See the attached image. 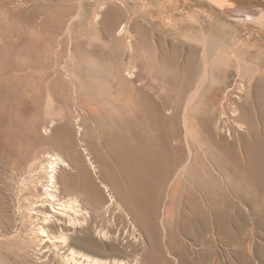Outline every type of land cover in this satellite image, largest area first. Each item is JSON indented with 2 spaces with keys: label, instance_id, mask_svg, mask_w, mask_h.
Wrapping results in <instances>:
<instances>
[{
  "label": "rangeland",
  "instance_id": "374dc122",
  "mask_svg": "<svg viewBox=\"0 0 264 264\" xmlns=\"http://www.w3.org/2000/svg\"><path fill=\"white\" fill-rule=\"evenodd\" d=\"M95 1L97 0L69 1L74 8L72 26L68 24L58 29L55 27L56 23L52 22L47 32L50 54L46 62H32L31 59L28 62L25 59L18 62L19 65L27 63L30 69L32 67L33 71L36 70V75L34 73L28 76L26 81L29 84L18 82L14 93L13 124L8 130L4 128L5 131L0 128V264H74L70 258L71 249L79 254L98 258L111 252L109 247L101 252L88 249L87 244L81 240L87 231L80 223L76 230L58 229L57 235L65 233L66 237H70V242L50 236H46V240L42 242L33 234L32 226L35 223L29 211L33 202L38 201L46 191L49 178L44 169H39L36 174L29 172L28 165L33 156L37 157L42 166L49 165L53 155L62 159L56 179L64 194L77 195L81 208L90 215H96L94 210L100 200L102 206L108 207L110 204L112 210L116 209L114 214H107V221L103 223L104 227L112 231L108 237H101L94 229L101 218L92 222L91 233L104 243L114 242L117 239L115 234L119 235L121 246L128 244V250L125 249L127 254L124 256L126 260L133 261L140 256V264H203L205 261L209 263L204 256L205 251L213 249L215 255L211 261L215 260L214 264H243V259L251 261L249 264H264V250L260 252L258 247L262 245L261 248H264V189L244 166H237V172L225 171L220 166L221 160L231 161V157L221 154L222 151L216 148L206 127L213 110L217 109L218 118L221 116L223 104L228 111L224 116L225 122L233 120L232 113L236 104L239 117L249 122L250 127L263 126L259 115L253 114L249 107L252 103L259 104L255 85L262 75L261 71H264V0H237V19L221 15L222 9L212 0H180L179 7L175 6L173 10L164 13L169 32L157 30L155 33L158 54L155 57L147 54L148 60L138 61V72L141 70L147 81L148 76L155 80L161 102L166 101L171 108L177 104L180 93L173 69L169 66L162 68L161 48L165 47L170 53L171 45L175 43L183 48L186 56L190 47L197 46L193 40L196 32L178 28L179 18L188 22L191 19L197 22L199 18L211 22L215 29L213 33L227 46L226 56L233 59V62L237 61V67L234 68L226 65V61L219 67H213L216 71L210 68L206 88L194 102L188 123L191 146L197 154L198 164H201L195 165L192 162V168L175 172L172 177H179L167 187L163 203L158 206L154 201L157 185L150 186L145 204L141 202V189L150 184L146 175L147 167L156 156H124L123 145L131 143L133 146L126 125L125 115L129 111L114 103L118 90L123 92L122 86L118 88L117 85H122L120 77L122 74L125 76V67L128 66L132 53L126 38L117 36V39H110L106 36L103 10H100V18L94 20L95 26L91 28L88 25L82 6ZM119 1L123 4L119 5L127 9L126 18L130 19L132 25L133 21L140 19L144 26H151L148 13L155 10L156 0ZM177 1L179 2L160 0L159 3L168 6ZM34 3L51 4L52 12L56 15L65 9L56 0H37ZM22 7L32 9V6ZM0 11L4 16L5 12ZM132 33L134 37L137 35L135 29ZM161 36L166 40L162 47L158 43ZM76 51L89 62H82L79 57L72 59L71 53ZM56 63L59 74H55L58 73L55 72L56 69L50 73ZM227 68L231 72L228 77L229 92L219 90L220 84L227 79L224 78ZM80 69L85 73H81ZM220 69H223V73H220ZM252 70L257 72L254 73L257 75L255 79L249 75L254 72ZM27 95H33V99L40 103L35 106L27 104ZM261 95L260 101L264 105V90ZM237 131L241 138L238 140L237 136V143H241L244 136L249 135L248 125L245 129L237 127ZM120 133L124 137L120 138ZM248 157L237 156V159L245 163ZM171 158L172 156H161L159 162H153L157 178L169 174L168 163ZM213 169L219 175L210 173ZM214 174L224 179L222 187L219 188L212 179ZM33 179L37 183H34L35 186ZM190 192L200 195L205 202L204 224L199 221L193 202H187L189 199L186 196ZM138 206H142L146 212V222L138 218ZM187 216L189 222L185 219ZM82 217L78 218L82 221ZM154 218H157L156 222ZM106 223H109V227ZM58 225L60 224H57V228ZM133 230L140 237L143 248L140 244L135 248L137 242L131 234Z\"/></svg>",
  "mask_w": 264,
  "mask_h": 264
},
{
  "label": "bare ground",
  "instance_id": "6f19581e",
  "mask_svg": "<svg viewBox=\"0 0 264 264\" xmlns=\"http://www.w3.org/2000/svg\"><path fill=\"white\" fill-rule=\"evenodd\" d=\"M36 1L37 0H0V10L5 12L3 16L0 11V128L2 127L3 130L4 128L8 130V128L11 126V124H13L14 121L13 104L14 93L16 92L18 87L17 85L19 83H28V81H26L28 79V76L34 73L36 75V70L33 71L34 69L32 67L30 69L29 65L27 63L25 65L24 61H29V59H31L32 62H36L37 60L46 62L50 54L47 32L48 28L52 26V22L56 23L55 27H57L58 29H61L68 24L71 25L74 22V8L70 4V0H56L59 1V4L61 3L65 7L63 12L58 15L52 12L51 4L42 3L37 5L38 3H34ZM156 1L157 3L155 10H151L148 13L151 22V26L148 27L144 26L142 23L143 21L141 22L140 19H136V21H133L134 23L132 25L130 19L126 18L127 9L123 8L125 6L122 7L121 5H119L122 4L119 0H97L94 3H84L82 8L85 10L84 17L86 18V21L91 28H93L96 24L94 23V20L100 18V10H103V25L105 27L104 32L106 36H108V38L110 39H117V36H122L123 38L127 39L128 48L132 53L131 59L127 67L123 66V68L125 67V76L127 75V77H125L123 74L121 75L120 78L123 80V82L121 83L122 85L119 84L117 86L118 88L122 86L121 88H123V92L118 90L119 94L114 103L116 105H121L129 111L125 115L127 118L126 125L129 130V137L133 141V146H131V143H125L123 145L125 150L124 156H156L153 161L151 160L149 164L147 163L148 170L146 175H148V181L150 180V184L145 185L144 188L142 187L141 192H143V196L141 197V202L142 204H145L147 198L146 194L148 193L150 186L154 187V185H157L155 199H153L158 206L163 203L165 191L166 189H168L167 187L176 180V177H179L178 175L174 178L172 177L175 172L192 168V162H194L195 165L198 164V158L196 157L197 154L193 151L190 142L191 139L188 123H190L189 120L191 116L189 118V114L190 110H192L194 107V102L199 99L200 95L206 88L205 83L208 75H210V68L211 70H215L213 67H219L220 65H223L225 61L228 63L226 65H228L230 68H234L237 67V61L233 62V59H230L226 56L227 46H224V43L218 40L216 36L217 34H215V32L213 33V30L215 29L214 26L211 25V22L208 23V20H200V18L197 22L193 21L192 19L188 22L184 18H179V20L177 21L178 25L176 24L178 28H181V30H191L193 32H196V36L193 40L196 42L197 46L192 48L190 47L189 52L186 54V56L183 54V48L175 43L171 45L172 49L170 53H168L165 47L161 48V50L163 49L161 58L162 68L169 66L171 67V69H173L175 77L178 81V88L180 93L178 96L179 99L177 101V104L173 105L174 107L172 108L169 107V104L166 101L161 102L162 99H160L161 95L159 93V87L156 85L157 83L151 76H148L149 78L147 77V81L142 74V71L140 70L138 72L137 63L138 61H143V59H146L147 54H151L152 57H155L158 54V46L157 44H155V33H157V30H160L162 32L165 31L166 33L169 32V28H167V25L165 24L166 15L164 13H168L169 11L176 8L175 6H178L180 4V0L179 2L177 1V3L174 5L170 3V5L168 6L166 4L164 5L163 3L160 4V0ZM212 1L222 9L223 12L221 13V15L225 14L230 18L237 19V0ZM22 5H27V7L32 6V9L27 10V8L22 7ZM248 15L250 16V14ZM216 27L218 29V26ZM222 27L223 26H221L220 29H222ZM133 29H135V31L137 32V35L135 37L132 33ZM171 33L174 34L175 32L171 31ZM221 37L219 38L221 39ZM223 40H225V38ZM165 41L166 40L164 36H161L158 39V43L161 44V47L164 45L163 43ZM74 57H79L78 59L82 62H89L85 56L79 53V51L71 53V58L74 59ZM253 58H255V55H253ZM20 60H24V64L20 63L21 65H19L18 62ZM146 60H148V58ZM244 65L247 66L246 64ZM63 67L65 69L66 65ZM221 68H223V66ZM230 68H227L226 75L224 76V78L227 79H224L223 83H221L219 86L220 91H231L229 88L230 83L228 80V77L231 74ZM57 69L58 64L56 63V65L53 66L49 72H58ZM220 70V73H223V69ZM79 71L81 73H85L81 69ZM59 72L55 74H59ZM261 72L260 73L262 75L260 74L261 76L259 78L257 77L258 79L255 85L256 96L259 100V104L252 105V103L251 107L249 108L253 114L259 115L258 118L263 121V126L257 128L250 127L249 122H245L239 117V109L236 104L234 105L232 113L233 120L225 122L224 119L226 117L224 118V116H226L228 111L225 104H223V106L221 105V116L218 118L217 109L213 110L206 127L210 132L209 136L214 142L216 148L222 151L221 154L223 156L231 157V161H229L228 159H225V161L221 160L219 163L220 166L225 171L229 170L235 172H237V166H244V168L247 169L250 173L251 177L256 180L257 184L264 189V105L260 101L262 96L261 93L264 90V71ZM254 73L257 72L254 71L252 74H249L251 75L252 79H255L257 76H255ZM41 74V76L44 77L42 72ZM245 102L247 103V101ZM26 103L35 106L40 102L34 100L33 95H27ZM122 107L120 108L122 109ZM246 125H248L249 129V135H247L248 138L247 136H244L243 142L240 141L241 143H239L238 141L237 143V138L239 137L238 140L241 139L240 133H238L237 131V127L238 129H245ZM119 136L120 138L124 137L122 133H120ZM215 146L212 147L211 145L212 148H215ZM159 156H172L168 163V169L170 172L168 175L163 176L162 178H157V169L153 163L155 160L158 162L160 161ZM237 156L249 157L247 162L243 163L237 159ZM202 157L204 158V156ZM32 158L33 159H31V162L28 165V171L36 174L39 169H44L46 170L49 178L46 191L42 194V196H40V199L38 201L33 202L32 209L29 211V215L31 218H33V221L35 223L32 226V232L35 236L38 237V239H40V241L44 242L46 240V236H50L51 238L55 239H57L58 237L64 238L63 240H65V242H70V237H66L65 233H63L62 235H57L58 229L59 231H65V229L74 230L80 223L83 224V226L85 227L84 229L87 231V233L83 235L81 240H83L87 244L88 249L101 252L105 247H109L111 252L109 254H105L102 258H98L86 255L84 253L79 254L75 250L71 249L70 258L74 264H140L142 262L140 256H137L133 261H128L125 259L124 256L127 254V251L125 249L128 248V244L121 246V243L118 239L119 235L117 236L115 234L117 239L114 242L104 243L100 240H97L91 233L92 222L94 221L95 223L97 218H101L100 223L94 229L96 230V233L101 237H108L112 231L110 232L107 227H104L103 223L107 221V214L109 212H112V214H114L116 209L112 210L110 204L108 207H104V205L102 206L100 204V200L97 202V208L94 210L95 212H97L96 215L88 214L86 211H84L83 207L81 208L79 200L76 198L77 195L72 196L69 194H64L65 192L63 193L60 190L56 179V172L60 168L59 164L62 163V159L57 155H53L51 156L52 159L50 160L49 165L42 166L41 162L37 160V157L33 156ZM199 164L201 163L199 162ZM210 173H215L214 169ZM215 174L218 173L216 172ZM215 174L214 178L212 177V179L217 182V185L220 188L222 187L221 185H223L222 180L224 179H220V177L218 178ZM35 181L34 179L32 180L33 184L36 183ZM33 186H35V184ZM186 197L189 199V201L187 200V202H193V208L196 210L198 219L201 223L204 224V221L206 219V211L204 208L205 206H203L204 200L202 201L200 195L193 194L192 192L188 193ZM137 208L138 210H136V213L138 218L143 222H146V212L144 211L142 206H138ZM76 215L78 217L83 216V220L81 221ZM156 219L157 218H154V221ZM185 219L189 222L188 216ZM57 224H60L58 225L59 228H57ZM106 225H108L109 227V223H106ZM205 227L207 228V226ZM131 234L137 242L136 245L134 244L136 248L142 242L140 240V237L138 238V236L136 235L137 233H135L134 230ZM172 246L176 250V247L173 243ZM140 247L143 248V245H141ZM140 247H138L137 250H139ZM258 247L260 252L264 250V248H261L262 245ZM135 253L138 254V251H135ZM214 255L215 254L213 249L210 252L207 249V251H205L204 253V256L209 260V263L205 261L203 264H214L215 260L211 261ZM242 263L249 264L251 263V261L243 259ZM169 264H171V262H169Z\"/></svg>",
  "mask_w": 264,
  "mask_h": 264
}]
</instances>
